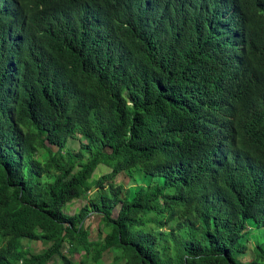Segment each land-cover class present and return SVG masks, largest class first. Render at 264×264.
<instances>
[{
    "label": "trees",
    "instance_id": "trees-1",
    "mask_svg": "<svg viewBox=\"0 0 264 264\" xmlns=\"http://www.w3.org/2000/svg\"><path fill=\"white\" fill-rule=\"evenodd\" d=\"M153 1L0 0V264H264V0Z\"/></svg>",
    "mask_w": 264,
    "mask_h": 264
},
{
    "label": "rangeland",
    "instance_id": "rangeland-1",
    "mask_svg": "<svg viewBox=\"0 0 264 264\" xmlns=\"http://www.w3.org/2000/svg\"><path fill=\"white\" fill-rule=\"evenodd\" d=\"M68 145L70 146V149H73L74 151L78 150L80 142L78 139H71L70 141H68ZM56 149V147H54ZM88 156V153L87 155ZM110 171V167L106 166L105 164H101L97 167V169L95 170V172L93 173V177H97L98 175L108 172ZM127 177V176H126ZM121 176H117L115 178V182H119L121 180ZM135 183V181H133ZM94 192V191H93ZM93 192L91 191L88 196L91 197L93 195ZM88 203V200L86 199H81V200H75L71 203H69L67 205V207L65 208L66 213L70 214V215H74L75 213L79 212V210L81 208L84 207V205H86ZM117 211L118 209L114 210V214L113 217H115L117 215ZM100 219V215L98 214H90L89 218L86 219L84 221L86 227H88L90 229L91 235L95 236L97 233V230H102L103 225L99 222ZM251 226V223H250ZM249 226V227H250ZM254 227V226H252ZM264 237V229H260V228H252L251 229V233H249V238H251L249 244L255 243L254 239H258L259 241H262ZM51 244L50 243H46V242H34L29 244L28 246L30 247V252L33 254L36 253H41L43 251H45ZM253 252L249 249L248 251H246L242 257L244 259H249L253 256L252 254ZM64 254H68V250H67V245L64 248ZM74 258H78V255H76V257ZM55 260H58V258H55ZM112 260V256L110 252H106L105 254H103L102 258L99 259V261L97 262V264H108L110 261ZM55 261L53 260L52 262H50L49 264H54Z\"/></svg>",
    "mask_w": 264,
    "mask_h": 264
},
{
    "label": "clouds",
    "instance_id": "clouds-1",
    "mask_svg": "<svg viewBox=\"0 0 264 264\" xmlns=\"http://www.w3.org/2000/svg\"><path fill=\"white\" fill-rule=\"evenodd\" d=\"M148 3H154V1L153 0H148Z\"/></svg>",
    "mask_w": 264,
    "mask_h": 264
}]
</instances>
